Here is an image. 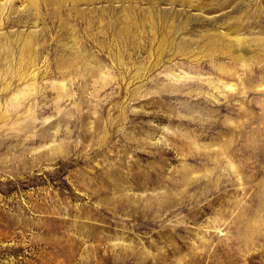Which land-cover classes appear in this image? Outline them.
<instances>
[{
	"label": "rangeland",
	"instance_id": "obj_1",
	"mask_svg": "<svg viewBox=\"0 0 264 264\" xmlns=\"http://www.w3.org/2000/svg\"><path fill=\"white\" fill-rule=\"evenodd\" d=\"M0 264H264V0H0Z\"/></svg>",
	"mask_w": 264,
	"mask_h": 264
}]
</instances>
